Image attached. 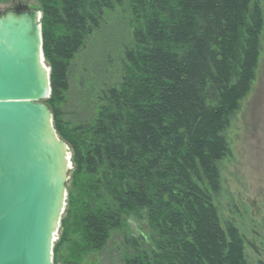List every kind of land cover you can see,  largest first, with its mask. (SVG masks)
<instances>
[{
    "label": "trees",
    "instance_id": "1",
    "mask_svg": "<svg viewBox=\"0 0 264 264\" xmlns=\"http://www.w3.org/2000/svg\"><path fill=\"white\" fill-rule=\"evenodd\" d=\"M37 2L50 69L44 103L71 153L59 225L65 264L90 255L96 264H248L242 236L223 228L214 200L231 155L225 132L255 79L259 0ZM119 7L129 40L93 70L95 87L81 91L86 114L73 121L63 109L69 68ZM132 218L148 234L134 237ZM57 250L56 242L53 264Z\"/></svg>",
    "mask_w": 264,
    "mask_h": 264
},
{
    "label": "water",
    "instance_id": "2",
    "mask_svg": "<svg viewBox=\"0 0 264 264\" xmlns=\"http://www.w3.org/2000/svg\"><path fill=\"white\" fill-rule=\"evenodd\" d=\"M41 13H0V264H53L71 153L45 101Z\"/></svg>",
    "mask_w": 264,
    "mask_h": 264
},
{
    "label": "rangeland",
    "instance_id": "3",
    "mask_svg": "<svg viewBox=\"0 0 264 264\" xmlns=\"http://www.w3.org/2000/svg\"><path fill=\"white\" fill-rule=\"evenodd\" d=\"M18 3L32 9L40 8L37 0H0V13L11 10ZM259 5L263 15V29L255 79L250 93L241 101L231 126L225 132L231 155L219 165L221 192L214 200L223 228L231 225L242 236L248 264L264 262V0H259ZM124 11L125 7H119L107 17L108 26L94 36L87 48L78 53L69 68L68 102L63 109L73 121L86 114L81 91L87 92L95 87L93 70H99L108 57L116 60L114 47L118 42L122 44L125 39L129 40V16ZM86 69L90 71L91 77L84 76ZM71 171L72 165L68 175ZM64 216L62 214V218ZM128 227L134 237L140 233L148 234L144 220L135 221L132 218ZM62 231L59 226L54 243L58 242ZM113 243V240L108 243L99 259L107 257ZM68 245L67 240L58 248L60 255L56 257L55 264H65ZM95 262L96 256L90 255L84 259L83 264Z\"/></svg>",
    "mask_w": 264,
    "mask_h": 264
},
{
    "label": "flooded vegetation",
    "instance_id": "4",
    "mask_svg": "<svg viewBox=\"0 0 264 264\" xmlns=\"http://www.w3.org/2000/svg\"><path fill=\"white\" fill-rule=\"evenodd\" d=\"M61 238H62V234H61V237H60V239L58 240V248L60 249V247H61V245L63 244V243H65V242H63V243H61L60 242V240H61ZM60 255V252L59 251H57V257ZM64 261H65V259H64ZM65 263V262H64Z\"/></svg>",
    "mask_w": 264,
    "mask_h": 264
}]
</instances>
